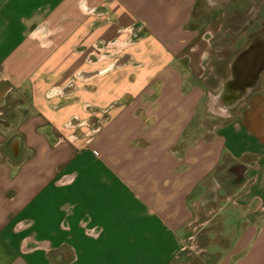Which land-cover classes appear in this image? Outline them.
Here are the masks:
<instances>
[{
    "label": "crops",
    "instance_id": "crops-1",
    "mask_svg": "<svg viewBox=\"0 0 264 264\" xmlns=\"http://www.w3.org/2000/svg\"><path fill=\"white\" fill-rule=\"evenodd\" d=\"M197 1L0 0V264H264V79L208 111L247 39Z\"/></svg>",
    "mask_w": 264,
    "mask_h": 264
},
{
    "label": "water",
    "instance_id": "water-1",
    "mask_svg": "<svg viewBox=\"0 0 264 264\" xmlns=\"http://www.w3.org/2000/svg\"><path fill=\"white\" fill-rule=\"evenodd\" d=\"M233 0H206L210 8L228 5ZM249 7L246 12L234 14L231 24L236 32L245 33L251 25L258 22L264 0H247ZM228 75L219 87L210 95L208 111L214 115L227 118L233 111L239 109L245 101L262 85L264 79V33L252 34L246 43L237 50L228 63ZM22 139L14 137L7 149L16 159L22 158ZM250 167L244 162L228 163L217 175L216 183L204 197L205 203L218 200L220 187L234 189L248 181L247 173ZM224 175L231 179L222 180ZM205 263L212 264L210 255H203Z\"/></svg>",
    "mask_w": 264,
    "mask_h": 264
},
{
    "label": "rangeland",
    "instance_id": "rangeland-1",
    "mask_svg": "<svg viewBox=\"0 0 264 264\" xmlns=\"http://www.w3.org/2000/svg\"><path fill=\"white\" fill-rule=\"evenodd\" d=\"M248 7H249V2L247 0H233L232 2H230L226 6L215 7V8H210L209 5H207L206 0H198L196 3L195 9H194V24L201 23V22H203L204 19L208 20L214 9L221 10V11L225 12L226 17L231 16V20H232V16L234 14L244 13L247 11ZM231 20L229 22V26L231 28H233V25L231 24ZM227 26H228V24L226 25V23L224 22L223 23V29L226 32L228 31L229 34L233 38H238V45H241L243 42H245L246 39L248 40V38L254 33H258V32L264 33V6L261 10V14H260L258 22L254 25H251L245 33L232 32V31H230L231 28L228 26L230 28L229 29ZM78 77H82V75L78 76ZM84 77H86V76L84 75ZM72 83H75V81H72ZM108 110H109V108L104 109L103 116H107ZM231 222H232L231 220L227 221V225H228L227 231H229V227L231 225ZM217 249L218 248L215 246L210 247V250L212 252H214V250L216 251Z\"/></svg>",
    "mask_w": 264,
    "mask_h": 264
},
{
    "label": "trees",
    "instance_id": "trees-1",
    "mask_svg": "<svg viewBox=\"0 0 264 264\" xmlns=\"http://www.w3.org/2000/svg\"><path fill=\"white\" fill-rule=\"evenodd\" d=\"M230 20H231V16H228V17H226L225 18V23H226V25L228 24V26H229V22H230ZM227 26V27H228ZM230 27V26H229ZM228 27V28H229ZM231 28V27H230ZM229 28V29H230ZM230 31H232V32H236L233 28H231L230 29ZM202 254L203 253H201L200 255H198V256H196V257H194L193 259H191L190 260V262L188 263V264H207V263H205L204 261H203V259H202Z\"/></svg>",
    "mask_w": 264,
    "mask_h": 264
},
{
    "label": "flooded vegetation",
    "instance_id": "flooded-vegetation-1",
    "mask_svg": "<svg viewBox=\"0 0 264 264\" xmlns=\"http://www.w3.org/2000/svg\"><path fill=\"white\" fill-rule=\"evenodd\" d=\"M97 121V120H96ZM204 254H202V256H203Z\"/></svg>",
    "mask_w": 264,
    "mask_h": 264
}]
</instances>
